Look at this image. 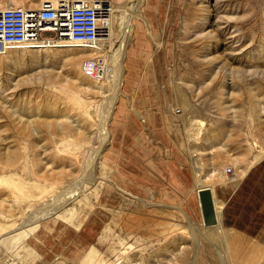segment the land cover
Segmentation results:
<instances>
[{"label": "rangeland", "instance_id": "rangeland-1", "mask_svg": "<svg viewBox=\"0 0 264 264\" xmlns=\"http://www.w3.org/2000/svg\"><path fill=\"white\" fill-rule=\"evenodd\" d=\"M104 1L112 17L107 43H62L45 33L39 44L0 58V225H7L0 233L6 242L0 245V264H21L16 259L20 251L40 258L36 227L18 231L21 212L31 210L35 201L32 211H54L73 199L72 180L82 175L93 153L86 143L94 137L96 147L101 141L116 71L111 54L121 56L123 83L107 128L109 143L102 154L107 162H97L92 170L133 197L111 194L117 202L96 206V214L82 218L90 230L89 240H82L87 257L76 252L72 258L66 242L48 236L47 264H178L183 253L190 260L195 255L185 231L176 249L171 245L159 256L160 238L136 240L133 254L119 245L124 239L112 237L117 242L109 245L104 234L113 230L133 238L141 231L149 238V229H164L160 224L168 217L156 201L195 218L199 178L210 185L222 172L228 176L248 167L260 155L257 146L264 150V0H147L140 9L145 19L137 18L135 35L119 53L113 47L124 24L119 10L125 7ZM41 2L0 0V9L39 8ZM95 56L106 62L101 82L89 81L81 68L83 60ZM194 127L199 136L190 141L187 133ZM227 151L231 156H225ZM259 167L238 195L219 192L241 228L219 239L212 226L206 229L211 240L203 243L207 264H219L216 255H224L227 264H264V160ZM14 200L18 204L11 207ZM185 224L179 219L178 225ZM99 234L97 242L93 238ZM135 256L138 262L125 261Z\"/></svg>", "mask_w": 264, "mask_h": 264}, {"label": "bare ground", "instance_id": "bare-ground-1", "mask_svg": "<svg viewBox=\"0 0 264 264\" xmlns=\"http://www.w3.org/2000/svg\"><path fill=\"white\" fill-rule=\"evenodd\" d=\"M146 1L147 0H117L116 4H118L119 7L124 6L125 8L122 7L120 10L118 9L121 13V16L123 17L124 24H123V27H121L122 30H121L119 40H118L117 44L113 47L114 49H116V52L119 53L120 50L124 46L126 47L129 39L136 32V30H137L136 28H138L136 26V21H137L138 17H140L141 19H142V17L144 18V15H142V16L140 15V9L144 7V3ZM2 9H5V8H2ZM111 29H112V27H111ZM111 35H112V30H111ZM111 35H110V38H111ZM110 38L108 40H110ZM108 40H105L102 42L107 43ZM95 57H102V56H95ZM120 57L121 56H119V54H118V56L111 54V61L113 63V67L115 68L116 71H115V76L113 77V92L109 96L108 101L105 105L104 118H103L104 123H103L101 133L99 134L101 141H100L99 146H96V147H93V142L95 140L94 137L90 141H88V143H86L87 145L92 147L93 153H92L91 157L89 158L87 165L82 169V175H80V177L84 176V178L80 179V177H77L76 179L72 180L73 184H74L73 186L75 189L73 199L70 202H68V204L63 206L61 209L58 208L59 210L57 209L54 211L53 210L49 211L48 209L43 208L39 211H37V210L32 211L35 209L34 207H36L37 201H35L31 205H29V208L33 207L34 209L32 208L31 210L25 211L26 212L25 214H23L21 212V216L24 219V221L21 224V227L18 229V231L23 229V228L29 227V229H30L33 226L36 227V230L39 232V236L37 237L35 235L34 238H35L36 242H35V240H34V242L37 244L36 252H37V249L39 250L38 254H36V255L38 257H40V258H31V256H29L31 254L30 252L24 254L22 251H20V255H18L16 253L17 257L20 256L19 258H16V259L19 260L20 263L22 262L21 264H32V262H35L36 260H39L41 262L40 264H47L45 259L51 258V256H48L49 255V247L46 246L47 245L46 244V241H47L46 238L48 236H53L54 238L57 237V238L62 239L64 242H66L65 250L70 252V254L68 252H65V250L64 251L62 250L64 254L68 253L72 258H75L76 252H80L81 253L80 258L87 257L88 251L85 252L82 240H89L88 238L90 235V230L85 225V222L82 221V218L87 220V219H89V217H91V215L96 214V212H94L95 211L94 209L96 206L97 207L100 206V207L105 208V207H107V204L113 203L114 201L117 202L116 201L117 197L115 196L116 199L115 198L112 199L113 195H111V194L115 195L117 193L118 196H121V197H125V196L133 197L132 194H128V191H126L125 189L120 187L116 181H113L112 179H105V178L96 177L94 175L95 170L94 169H93L94 171L92 170V165H94L97 162L104 159V158H102V154L105 151V146L108 145V143H109V133H108L107 128L110 126L111 121L113 119V114L115 112L114 107L116 105L115 102H117V98H118V95H119V92L121 90L122 83H123V67L121 66V62H120L121 58ZM104 62H105V60H104ZM105 64H106V62H105ZM106 71H107V69L105 68V75H106ZM103 80H101V81H103ZM89 81H91V80L89 79ZM101 81H95V82H101ZM172 122H174V121H172ZM187 134H188L189 140L192 141L193 139H196V137L199 136V129L194 127L191 131L188 130ZM85 142H87V141H85ZM257 149H258V152L260 154L258 156V158H256L255 161L250 163L249 166L246 168H242L238 171H236V169H235L231 175L230 174L228 175L230 177L225 175L228 173L222 172L220 177H218V178H216V176L214 177L215 180L210 185L206 184V182L201 181V179L199 178L200 182H198L196 184V187L194 189L196 199L198 202V210H199V213H198V215L195 216V218L189 216L187 211L185 213L182 210H178L179 208L176 206L169 205V204L164 203V202L158 203L156 201V203L155 202H153V203L156 206H158L157 209L164 212L168 217V219L166 221H164L165 222L164 224H160L161 227L162 226L164 227L166 225V227H164V229H160L159 231L149 229L148 232L151 234V236L149 238H147V235L145 234V232H141V231L135 232L136 237L134 236L133 238H128L127 236L124 237L125 235H123V234L119 235L120 233L119 234L118 233L113 234V230H112L111 234H104L103 242L104 241L105 242L110 241V242H108V244L110 245L113 242H117V241H114V239H112V237L117 239V240L124 239V241H122V242H120V244L119 243L118 244L122 245L124 247L129 246L127 250L132 249L131 253L134 254L137 251H136V247H133L134 245H132V243L136 242V240L141 241V242H145L144 240L151 239L152 237H153V239L160 238L161 240H158V239L157 240L161 244L158 245L159 248L157 250H155L156 251L155 253H159L156 255L159 256V255H161L160 254L161 251H168L170 249L171 245L174 247V249H176V247H177L176 244L178 243V241H180V240L184 241L185 236H184L183 232L185 231L186 236H187L185 239H188L191 241L192 252H193V255H195V257L188 260L189 258H183V256L185 255L184 253L179 254L178 258H177L178 264H207L204 258H206V253H208V251L206 250L205 247L203 248V246H204L203 243H210L209 241H211V240L206 236L207 234L205 231L208 227H205V224H204L202 210H201V204H200V200H199V192L203 189H209V190H211L212 194L217 195V197H218L217 200H214V208H215V212H216L217 224L212 226V228L214 230L215 238L218 237V239H219L221 233H225L228 236L229 230H228V223H227L228 221L227 220L229 218L230 213H229V211H227L228 210V204L223 202L219 198V192H221V193L235 192L238 195L239 192L241 191V189H243V187L245 186V184L248 181L252 180L251 178L256 174V172L259 171V168H261L259 166L261 165V162L264 160V150L260 146H257ZM226 155L231 156L229 151H227L225 156ZM133 160H135V159H133ZM106 162H107V159H104V163H106ZM193 162L195 164H200V160L196 156H193ZM129 165L132 166L131 163H129ZM228 172H231V170H228ZM212 174H213L212 176L216 175L215 173H212ZM87 178L89 179V180H87L88 185L85 184ZM48 193H50V192H48ZM163 197H165V196L163 195ZM40 199H42V198H40ZM136 199H137V197H136ZM10 203H12L11 207H14L13 205L15 203L18 204V201L14 200L12 202L10 201ZM168 207L176 210L177 212L172 211V213H168V212H171L167 209ZM124 210H126V209L124 208ZM77 219H78V221H77L78 223H75V221ZM179 219L184 220L186 222V224L184 226L178 225ZM73 220H74V222H73ZM173 222L174 223L176 222V225L174 227H171L172 225L169 223H173ZM86 223H87V221H86ZM217 227H219L220 231L218 230ZM0 228H1L0 233L2 231H6L7 225H4V226L0 225ZM123 228H125V227L123 226ZM126 230L127 229H125V230L122 229V231L124 233L126 232ZM151 231H154V233L156 235L151 233ZM99 237H100V234L97 237L94 235L93 239L95 241L99 242L100 241ZM1 244L6 245V242L3 243L2 241H0V245ZM53 244L54 243H52L51 246ZM93 245H95V243ZM59 246H61V245H59ZM210 246H212V245H210ZM68 247H71V250L68 249ZM88 248H90V246ZM54 254H55V252H54ZM136 256L133 259H125V261L127 263L138 262V259ZM216 257H217V262L219 264H227V261L225 259L226 257L224 255L220 256V258H218L217 255H216ZM53 258H56V256ZM125 258H129V257L126 256ZM150 258L156 259L155 256H152V255ZM13 261L15 262V260H13ZM158 261H159V258H158Z\"/></svg>", "mask_w": 264, "mask_h": 264}, {"label": "built area", "instance_id": "built-area-1", "mask_svg": "<svg viewBox=\"0 0 264 264\" xmlns=\"http://www.w3.org/2000/svg\"><path fill=\"white\" fill-rule=\"evenodd\" d=\"M108 2L96 0H42L39 8L0 9V58L29 44H39L45 33L64 43L89 45L108 40L111 35ZM84 75L93 81L105 77L102 57L83 60Z\"/></svg>", "mask_w": 264, "mask_h": 264}, {"label": "water", "instance_id": "water-1", "mask_svg": "<svg viewBox=\"0 0 264 264\" xmlns=\"http://www.w3.org/2000/svg\"><path fill=\"white\" fill-rule=\"evenodd\" d=\"M199 200L205 227L214 226L217 224L216 212L212 192L209 189H203L199 192Z\"/></svg>", "mask_w": 264, "mask_h": 264}, {"label": "crops", "instance_id": "crops-1", "mask_svg": "<svg viewBox=\"0 0 264 264\" xmlns=\"http://www.w3.org/2000/svg\"><path fill=\"white\" fill-rule=\"evenodd\" d=\"M233 217H231V214H229V218H228V230L229 231H234V232H236L238 229L237 228H241V225H240V223H236L235 224V221L232 219ZM237 233V232H236Z\"/></svg>", "mask_w": 264, "mask_h": 264}]
</instances>
